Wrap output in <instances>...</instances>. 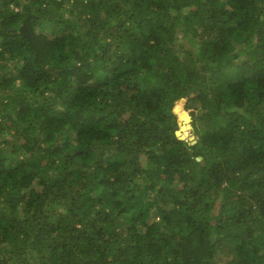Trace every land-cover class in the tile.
Listing matches in <instances>:
<instances>
[{"label":"trees","instance_id":"trees-1","mask_svg":"<svg viewBox=\"0 0 264 264\" xmlns=\"http://www.w3.org/2000/svg\"><path fill=\"white\" fill-rule=\"evenodd\" d=\"M0 264H264V0H0Z\"/></svg>","mask_w":264,"mask_h":264},{"label":"water","instance_id":"water-1","mask_svg":"<svg viewBox=\"0 0 264 264\" xmlns=\"http://www.w3.org/2000/svg\"><path fill=\"white\" fill-rule=\"evenodd\" d=\"M187 120H188V129H185V128H184V127L186 126L185 124H181V127H180L179 130L176 131V134H177V136H178L180 139H186V138H188L190 144H195V143L197 142V139H196L195 135H194V134H191V135H190V134H188V132H187V131H189V130H193V126L190 124L191 116L188 115V116L185 118V121H186V122H187ZM183 131H186V133H183ZM196 159H197V160H201L202 157H201V156H197ZM202 163H204V162L202 161Z\"/></svg>","mask_w":264,"mask_h":264},{"label":"rangeland","instance_id":"rangeland-1","mask_svg":"<svg viewBox=\"0 0 264 264\" xmlns=\"http://www.w3.org/2000/svg\"><path fill=\"white\" fill-rule=\"evenodd\" d=\"M182 124H185V125H188V122H186L185 121V119L183 120V122H182ZM191 124V123H190ZM192 125V124H191ZM186 131H183V133H185ZM188 132V134H193V130H189V131H187Z\"/></svg>","mask_w":264,"mask_h":264}]
</instances>
